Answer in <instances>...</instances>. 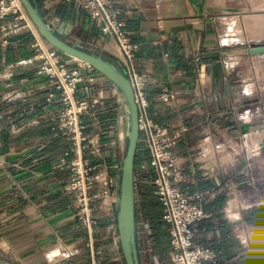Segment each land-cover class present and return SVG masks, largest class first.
Instances as JSON below:
<instances>
[{"label": "crops", "instance_id": "obj_1", "mask_svg": "<svg viewBox=\"0 0 264 264\" xmlns=\"http://www.w3.org/2000/svg\"><path fill=\"white\" fill-rule=\"evenodd\" d=\"M36 1L59 35L123 67L115 36L80 0ZM115 1L139 43L135 63L148 74L153 117L181 134L183 186L215 193L196 236L217 254L208 264H264V78L254 65L264 51L253 50L264 45V0ZM23 24L12 14L0 17V264H93V242L101 264H128L118 220L129 125L124 95L102 71L61 51L71 67L82 66L79 97L98 107L87 121L101 147L86 155L100 179L93 190L101 208L89 229L78 224L71 170L62 161L72 144L61 128L60 95L38 72L40 30ZM244 58L252 66L245 68ZM165 89L176 93L170 101L161 99ZM140 149L141 263L174 264L156 170L144 141Z\"/></svg>", "mask_w": 264, "mask_h": 264}, {"label": "built area", "instance_id": "obj_2", "mask_svg": "<svg viewBox=\"0 0 264 264\" xmlns=\"http://www.w3.org/2000/svg\"><path fill=\"white\" fill-rule=\"evenodd\" d=\"M82 7L102 22L105 33L115 36L123 67L133 85L139 107L140 141H144L150 153L151 162L156 170V192L164 205V217L170 223L171 259L174 264H208L216 260L214 249L198 243L196 236L200 221L208 212L206 201L215 193L211 191H194L183 186L189 180L185 165L177 151L181 134L173 131L170 125L155 121L150 110V99L147 93L148 74L138 70L135 58L139 43L133 39L122 16L123 9L115 0H80ZM14 15L15 20L23 21L24 27L35 24L22 0H0V17ZM8 41V36H5ZM35 46L41 51L42 64L38 72L51 79L57 88L62 109L59 114L61 128L68 136L72 146L69 157L62 161L71 170L69 184L78 205L77 220L80 226L92 229L96 223L95 211L98 205L99 192L93 190L100 181L94 174L95 166L86 155L87 150L100 149V138L88 133V115H95L98 107L79 97L77 82L82 73V66L71 67L63 52L48 40L42 38L38 31ZM88 65H91L87 62ZM176 93L165 89L161 99L170 101ZM187 128L184 127V130ZM94 252L93 264L102 263V250L91 243Z\"/></svg>", "mask_w": 264, "mask_h": 264}, {"label": "water", "instance_id": "obj_3", "mask_svg": "<svg viewBox=\"0 0 264 264\" xmlns=\"http://www.w3.org/2000/svg\"><path fill=\"white\" fill-rule=\"evenodd\" d=\"M41 34L61 51L89 62L106 74L120 88L128 110V149L120 176V195L118 220L121 241L128 264H142L138 243L137 196H136V159L140 145L139 107L135 91L124 67L103 55L79 48L59 35L44 17L36 0H22ZM254 51H264V45L256 46Z\"/></svg>", "mask_w": 264, "mask_h": 264}, {"label": "rangeland", "instance_id": "obj_4", "mask_svg": "<svg viewBox=\"0 0 264 264\" xmlns=\"http://www.w3.org/2000/svg\"><path fill=\"white\" fill-rule=\"evenodd\" d=\"M234 57V56H233ZM233 57H229L228 61L230 63H233L235 61V59ZM233 58V59H232ZM232 60V61H231ZM241 64L243 66H245V68H249L250 66H252L253 62L249 61V59H243V62H241ZM254 65L257 67L256 69L260 72V75L262 78H264V60L262 57H256L255 58V63ZM127 126V125H126ZM128 143H129V137L127 136L126 138V145H125V152H124V158L126 156L127 153V149H128ZM246 147V145H244ZM141 153V150H140ZM63 255L65 254V251L62 252Z\"/></svg>", "mask_w": 264, "mask_h": 264}, {"label": "trees", "instance_id": "obj_5", "mask_svg": "<svg viewBox=\"0 0 264 264\" xmlns=\"http://www.w3.org/2000/svg\"><path fill=\"white\" fill-rule=\"evenodd\" d=\"M115 61V60H114ZM115 63H117V65H119L120 67H122V65L120 64V63H118V62H116L115 61ZM140 145H139V149H138V154H137V159H136V164H137V162H138V157H139V155H140Z\"/></svg>", "mask_w": 264, "mask_h": 264}]
</instances>
